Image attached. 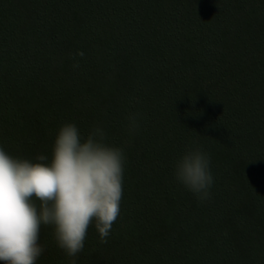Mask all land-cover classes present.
Instances as JSON below:
<instances>
[{
    "label": "trees",
    "instance_id": "1",
    "mask_svg": "<svg viewBox=\"0 0 264 264\" xmlns=\"http://www.w3.org/2000/svg\"><path fill=\"white\" fill-rule=\"evenodd\" d=\"M66 123L126 157L120 212L76 264H264V0H0V147L50 161ZM193 141L203 201L173 176ZM38 243L36 264H68L52 226Z\"/></svg>",
    "mask_w": 264,
    "mask_h": 264
},
{
    "label": "clouds",
    "instance_id": "2",
    "mask_svg": "<svg viewBox=\"0 0 264 264\" xmlns=\"http://www.w3.org/2000/svg\"><path fill=\"white\" fill-rule=\"evenodd\" d=\"M129 121V131L135 130L136 116ZM125 159L122 147L106 142L102 127L84 137L73 123L60 126L50 161L44 154L15 157L0 147V261L36 264L44 251L41 225L52 226L68 264H76L90 224L104 242L120 212ZM210 165L209 154L193 141L174 162V179L206 200L214 182Z\"/></svg>",
    "mask_w": 264,
    "mask_h": 264
}]
</instances>
